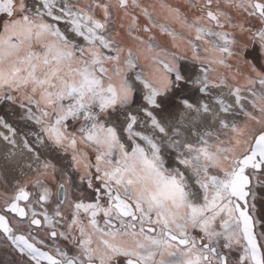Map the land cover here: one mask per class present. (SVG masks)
<instances>
[{
  "label": "snow or ice",
  "instance_id": "1",
  "mask_svg": "<svg viewBox=\"0 0 264 264\" xmlns=\"http://www.w3.org/2000/svg\"><path fill=\"white\" fill-rule=\"evenodd\" d=\"M0 264H264V0H0Z\"/></svg>",
  "mask_w": 264,
  "mask_h": 264
},
{
  "label": "rangeland",
  "instance_id": "2",
  "mask_svg": "<svg viewBox=\"0 0 264 264\" xmlns=\"http://www.w3.org/2000/svg\"><path fill=\"white\" fill-rule=\"evenodd\" d=\"M0 114H2V112H0ZM0 255H2V253H0Z\"/></svg>",
  "mask_w": 264,
  "mask_h": 264
}]
</instances>
